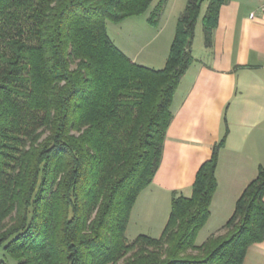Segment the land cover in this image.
<instances>
[{"label":"trees","instance_id":"1","mask_svg":"<svg viewBox=\"0 0 264 264\" xmlns=\"http://www.w3.org/2000/svg\"><path fill=\"white\" fill-rule=\"evenodd\" d=\"M227 1L186 0L153 68L114 43L109 23L149 10L157 25L165 0H0V264H243L264 237V165L196 243L223 137L190 194L173 192L160 235H125L160 165L202 5L209 47Z\"/></svg>","mask_w":264,"mask_h":264},{"label":"crops","instance_id":"2","mask_svg":"<svg viewBox=\"0 0 264 264\" xmlns=\"http://www.w3.org/2000/svg\"><path fill=\"white\" fill-rule=\"evenodd\" d=\"M176 4L177 0L167 1L157 25L147 21V14L125 20L135 30L129 42L134 50L125 51L133 61L155 68L164 65L176 24L177 16L174 23L171 18L178 11ZM203 4L191 44L193 61L173 95V116L160 165L138 194L127 228L145 223L146 218L157 221L155 213L161 215L157 223L162 231L173 192L190 194L199 167L222 137L217 186L204 225H211L210 234L231 216L243 189L264 165V0L222 4L209 47L203 39ZM243 264H264V237L249 246Z\"/></svg>","mask_w":264,"mask_h":264},{"label":"rangeland","instance_id":"3","mask_svg":"<svg viewBox=\"0 0 264 264\" xmlns=\"http://www.w3.org/2000/svg\"><path fill=\"white\" fill-rule=\"evenodd\" d=\"M167 1L168 0H165V5H166ZM185 3H186V0H177L176 10H178L177 11L178 13H180L182 11L183 5H185ZM203 7H204V4H203ZM148 12H149V10H148ZM177 12H176V15H175V12L172 13L171 18L173 20V23H174L175 17L176 16L178 17V15H179V14L177 15ZM145 14H147V16H148L147 11H145L144 13L138 15V17H136V16H134V17L135 18H141ZM159 22H160V19L158 20L157 24ZM129 27H130L129 22L126 23L125 21H123L120 25H113L112 23H109V35L112 38V40L114 41V43L116 45H118L119 48L123 52H125L127 50V48L130 49L129 51L134 50L133 45H130L131 43H129V42H130V39L132 38V34L134 33L135 30H133V32H132L131 29H129ZM136 32H137V30H136ZM160 41H161V39L157 40L155 42L154 46H156ZM150 67L155 68L154 66H151V65H150ZM160 216H161L160 214H157V215H155V213L153 214V217L157 221H159V219L161 218ZM7 221H8V219H6L4 222H7ZM145 221H146L145 223H143L139 226H133L132 225V227H129L126 229L125 235H126L128 240L133 239L138 233H141V232L146 233V234L153 236V237L159 236V233L161 231V229L159 230V227H160L159 223H157V221H154L151 219L148 220V218H146ZM154 224H156V225H154ZM210 229H211V225L206 226V227L204 226L200 230V232L196 238L197 244L201 243L210 234ZM213 232H211V233H213ZM12 264H14V262H12Z\"/></svg>","mask_w":264,"mask_h":264},{"label":"water","instance_id":"4","mask_svg":"<svg viewBox=\"0 0 264 264\" xmlns=\"http://www.w3.org/2000/svg\"><path fill=\"white\" fill-rule=\"evenodd\" d=\"M186 46H188V43L186 44Z\"/></svg>","mask_w":264,"mask_h":264},{"label":"built area","instance_id":"5","mask_svg":"<svg viewBox=\"0 0 264 264\" xmlns=\"http://www.w3.org/2000/svg\"><path fill=\"white\" fill-rule=\"evenodd\" d=\"M252 15V14H251Z\"/></svg>","mask_w":264,"mask_h":264}]
</instances>
